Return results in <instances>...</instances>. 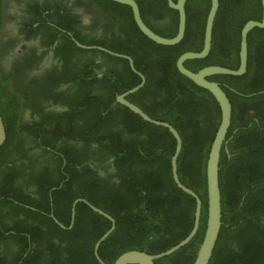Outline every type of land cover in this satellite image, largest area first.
<instances>
[{
    "label": "trees",
    "instance_id": "1",
    "mask_svg": "<svg viewBox=\"0 0 264 264\" xmlns=\"http://www.w3.org/2000/svg\"><path fill=\"white\" fill-rule=\"evenodd\" d=\"M85 1L87 4L78 0L77 6H86L88 12L95 7L105 19H109L112 14L124 15L123 20L132 37L131 47L117 50L107 44L104 46L120 53L125 52L130 56L136 69L145 75L147 83L138 93L131 94L126 99L140 106L150 117L169 122L181 137L182 149L177 159V172L180 182L197 193L202 200L200 227L190 243L174 254L157 260L155 264H193L203 239L206 223L207 150L214 139L220 121V112L212 95L180 75L175 62L184 52L201 50L209 0H201L200 10H197V7L193 8L192 5L184 38L175 46H160L142 35L133 21L128 6L110 0ZM135 2L142 20L152 32L165 38L175 36L178 16L176 11L167 7L166 0H159L153 10L147 7L148 0H135ZM240 2L239 0L237 4L231 2L225 5L222 0L212 27L213 48L209 56L201 60L188 61L186 67L190 65L193 71H197L212 63L216 66L237 68L239 30L248 20L260 21L262 15L260 4L257 10L247 13L241 8ZM64 9L65 15L62 17L55 15L57 11H54L53 16H49L51 19L60 17L66 25V19L69 20L68 17L71 15L66 8ZM151 11L156 14L149 16ZM159 23L169 26L163 29L162 26L159 27ZM195 23L198 28L190 38L188 29L191 25L190 32H193ZM230 30L233 32L230 35L224 33ZM74 35L86 44L77 32ZM248 37H252V40L259 38L264 40V29H253ZM62 38L65 43L70 42L69 38ZM64 42L59 44L60 47H64ZM186 43L191 47L186 46ZM261 46L263 48L259 47L258 52L262 54L257 52L261 62L259 67L261 66L263 71L261 76L257 77L253 74L251 56L245 76L209 78L210 81L228 84L233 89L231 91L230 88H225L228 98L232 100L231 124L226 139L232 135L233 138L226 145L230 157L228 158L221 150L219 186L223 224L209 264H264V110L261 106L264 102V93H261L264 91V44ZM80 51L85 52L81 49ZM113 59L126 64L124 59ZM86 74H83L82 78H86ZM89 76L92 74L90 73ZM111 76L115 83L103 84L109 88L106 100L104 99L103 102L98 99L99 97L85 93L81 100L83 103L88 101L89 106H84L79 113L87 116L83 118L86 129L94 126L93 120L99 125L107 124L108 127L106 126L94 140L99 149L94 153L101 155L99 158L101 162L109 157L114 158L113 164L116 170L122 173L123 185L111 186L113 189L110 192L109 188L96 178H92L96 190L103 197L89 194V187L82 184L74 196V198L78 196L85 198L94 206L112 215L116 221L115 230L102 242L98 250L105 264H113L116 258L126 251L138 250L154 255L173 247L191 230L195 205L189 195L176 187L171 177L169 162L175 141L169 131L144 122L120 104H113L111 93L114 90L122 94L134 87L139 80L132 72L124 79L117 75ZM152 82L164 83L160 86L163 91L153 92L147 89L146 86ZM142 94L146 95V98L135 100L136 96ZM79 103L75 105L79 106ZM243 103L248 105L247 109L243 107ZM249 106L258 118V123H253L252 126L249 124L252 118L249 114ZM104 111L106 113L102 115ZM234 128L237 132L233 134ZM32 134L44 146H50L49 137L45 132L43 136L36 135V132ZM59 150L64 156L73 155L65 148ZM68 163L76 166L80 160L68 161ZM12 167L9 168L4 162H0V174L5 176L8 183L15 185L14 180L22 177V174L19 171L15 174V166ZM88 169L90 168L84 167L83 173L73 175V180L88 179L86 176L92 173V170ZM50 186L44 183L42 189L47 191ZM17 188L15 187V196H11L13 201L5 198L0 199V202L20 210L23 214L32 213L23 204L38 207L37 203L32 202L29 195L21 194ZM114 190L117 192H113ZM60 191L53 194V200H57V193ZM106 198L108 204L102 203ZM113 198H115L114 205L110 206V199ZM80 213L82 215L79 217ZM68 220L69 217L61 220L60 223L68 226ZM109 227L110 223L106 219L85 204H78L72 229L62 230L55 224L46 232H44L46 228H33V231L39 232L42 240L43 235L47 233L46 239L40 244V250L36 249V253L40 255L38 264H99L93 256V246ZM14 231L17 234L21 233ZM50 235L59 237L58 243L50 241ZM87 237H90L89 242H79L86 241ZM15 242L16 246L25 250L22 245L25 243L23 236L16 235ZM31 258L32 256L29 255L21 264H27Z\"/></svg>",
    "mask_w": 264,
    "mask_h": 264
},
{
    "label": "flooded vegetation",
    "instance_id": "2",
    "mask_svg": "<svg viewBox=\"0 0 264 264\" xmlns=\"http://www.w3.org/2000/svg\"><path fill=\"white\" fill-rule=\"evenodd\" d=\"M77 1L0 0V117L5 129V140L0 145V162H4L5 166L8 165L9 168L15 166L14 173L16 174V171H19L22 174V177L14 180L15 185L8 183L5 176L0 174V199L7 198V200L13 201L11 196H15V187H18L17 189L21 194L29 195L30 200L38 205V207H33L23 204V206L32 211V213L23 214L20 210L0 202V264H21L29 255L32 258L27 264H38L40 262V255L36 253V249L40 250V244L46 239L47 233L43 235L42 240L39 232L33 231V228H46L44 230L46 232L50 227H54V224L59 227L55 220L60 223L61 220H66L69 217L68 226L60 223L66 229L59 228L70 230L74 226L78 204H85L88 208L87 204H89L98 208L81 196L74 198L80 184L89 187V194L97 195L99 198L103 197V195L96 190V184L92 182V178H96L101 184L109 188L110 192L115 185L120 187L123 185L121 179L122 173L116 170L113 164L114 158L109 157L104 162H101L99 161L101 155L94 153L99 151L97 148L98 144L94 140L105 129L107 124L102 123L99 125L97 121L93 120L94 126L92 125L89 129H86L83 118L85 119L87 116H83L79 112L84 106L88 107L89 105H87L88 101L83 103L81 98L83 99L85 93H87L92 97H99L98 99L104 102V99L108 97L109 88L103 84L115 83L111 75H117L124 79L131 72L139 80L132 88L141 85L140 88L132 93L136 94L147 84L146 77L141 71L136 69L133 60L132 65L135 71L126 59L112 55L128 56L125 52L120 53L104 46L107 44L117 50H126L127 47H131L132 37L127 31L123 20L122 16L124 15L112 14L109 19H105V16L100 14L95 7L88 12L86 6H77ZM172 1L173 3L177 2V0ZM238 1L224 0V4L227 5L231 2L237 4ZM240 1L241 8L246 10L247 13L257 10L258 5H261V0ZM81 2L87 4L85 0H81ZM158 2L159 0H148L147 7L153 10V8H156L155 6ZM200 2L201 0H187L185 2V29L188 14L191 15L192 5L193 8L197 7V10H200ZM218 2L219 10L222 0H218ZM167 7L170 8L168 3ZM64 8L71 15L68 17L69 20L63 17L66 19L68 25L63 24V20L60 18L65 15V12H63ZM54 11H57L58 13L55 15L60 17L51 19L49 15L53 16ZM154 14L156 13H152L151 11L149 16H153ZM66 16L68 15L66 14ZM147 18L148 16L145 17V20ZM160 24L164 25L163 23H159V27L162 26ZM197 28L198 25L195 23L192 29L193 32H190V25L188 29L190 38ZM75 32H77L80 38L85 40L86 44L75 37ZM224 33H229L230 35L233 32L230 30L224 31ZM62 37L69 38L70 42L65 43ZM63 42L65 44L64 47H60ZM240 42L239 39V50ZM77 43L91 47V49H83ZM189 43L191 44V41ZM263 44V39L252 40V37L247 38V68L242 77L247 74L251 56L253 74L257 75V77L262 75L263 71L262 67H259L261 62L258 59L257 52ZM227 45L229 46V43ZM186 46H188L187 43ZM212 48L213 42H211L210 51L205 58L209 56ZM80 49L85 50V52L82 53ZM113 58L124 59L126 60V64L122 61H115ZM187 62L184 63V66ZM211 65L216 66L212 63ZM188 67L186 68L192 72H197L204 68L202 67L197 71H193L190 65ZM85 73H87L86 78H82V75ZM90 73L92 76H89ZM139 74L142 75L143 80ZM217 83L224 90L225 88H230L228 84H222L219 81ZM163 84L161 82H152L146 88L153 90V92H162L163 89L160 86ZM230 90L233 91L232 88ZM224 92L227 93L226 90ZM261 93H264V91ZM118 95L120 94L115 90L111 93V98L114 101L113 104H119L116 100ZM144 98H146V95L142 94L136 96L135 100L140 101ZM237 101L241 102L238 99ZM77 103L80 105H75ZM132 104L147 114L140 106L133 102ZM243 104V107L247 109L248 105L246 103ZM261 106L264 110V102L261 103ZM127 110L130 111L129 109ZM105 113L106 111L102 112V115ZM249 114L252 116L249 122L250 126L253 123H258V118L255 117L256 113L250 110V106ZM147 115L150 117L149 114ZM159 121L166 122L163 120ZM235 128L232 131L233 134L237 132ZM35 132L39 136H43V132H45L49 137L50 146H44L39 139H35L32 134ZM232 138L233 135L230 136L229 140ZM60 148L70 150L73 155H67V157L60 154ZM226 151L224 153L229 158L230 155H228L229 151L227 148ZM75 160H80V163L76 166L68 163V161ZM84 167L92 170V173L86 176L89 181L84 178L74 181L73 175L77 176L80 172L83 173ZM44 183L46 185L50 184L51 188L47 191L42 189ZM59 190L61 191L57 193V200H53V194ZM113 192H117V190ZM84 200L87 204L83 202ZM14 202L18 204L17 201ZM104 202L108 204L107 198L102 203ZM114 202L115 198L110 199L109 205H114ZM73 208L74 216L72 217ZM98 209L113 218L112 215L104 210ZM68 213L69 215H67ZM80 215L82 213L79 214V217ZM101 217L104 218L103 216ZM70 225L71 227L69 228ZM115 228L116 221L113 231ZM11 229L13 230L11 231ZM14 230L21 233L17 234ZM16 235L23 236L25 243L22 245L25 250L16 246ZM50 241L56 244L59 241V237L50 235ZM89 241L90 237H87L86 241L80 240L79 242L87 243Z\"/></svg>",
    "mask_w": 264,
    "mask_h": 264
},
{
    "label": "water",
    "instance_id": "3",
    "mask_svg": "<svg viewBox=\"0 0 264 264\" xmlns=\"http://www.w3.org/2000/svg\"><path fill=\"white\" fill-rule=\"evenodd\" d=\"M114 3L128 6L131 9L133 20L138 28V31L144 35L147 39L154 42L160 46H175L179 44L184 38V29L186 25V15H185V2L187 0H177L176 3H173L172 0H167L168 6L177 11L178 13V24L176 29V34L172 38L162 37L154 32L143 22L139 7L135 0H110ZM210 8L208 10L204 32V43L203 47L199 52H186L181 55L176 61V68L178 72L189 79L197 87L209 92L214 98L215 102L218 105L220 112V121L217 127V130L214 135V139L211 141L209 148L207 150V160L205 163V177H206V223L205 230L203 234L202 242L199 246V249L196 254V258L193 264H209V261L213 255L214 248L216 246L218 236L222 226V210H221V194L219 186V171H220V159H221V150L226 151V145L229 141V138L226 139L230 124H231V114H232V105L231 101L228 98L227 94L221 88L220 84L214 81L208 80L212 76H233L240 77L246 72L247 68V38L253 29H264V0H261L262 5V15L261 20H249L243 27L240 29V50H239V65L237 69H229L222 66H206L200 69L197 72H192L188 70L184 63L190 60H201L204 59L211 47L212 42V27L214 25L215 16L218 10L219 2L218 0H209ZM77 45L83 49H91V47L83 46L77 43ZM102 50V49H101ZM116 57H121L126 59L133 68L132 59L128 56H122L118 54H112ZM135 71V70H134ZM140 75V74H139ZM140 77L143 80L142 75ZM141 86V85H140ZM140 86L132 88L120 95L117 96L116 100L119 104L129 109L132 113L138 115L144 122L163 127L169 131L175 141V148L173 149V155L171 157V172L172 179L176 187L180 189L185 194L189 195L195 202L194 205V214H193V223L191 230L187 236L178 242L173 247L161 252L159 254H148L145 251L130 250L119 255L113 264H155L157 260L168 257L188 243L194 238L200 227V220L202 214V200L197 193L193 190L187 188L183 185L178 177L177 172V159L180 154V149H182V140L179 133L173 128V126L166 122H161L159 120L152 119L143 111H141L137 106L130 103L126 97L133 92H135ZM5 140V129L0 117V145ZM229 155V154H228ZM82 201V200H77ZM85 202V200L83 201ZM86 203V202H85ZM87 204V203H86ZM75 205V204H74ZM89 208L98 213L99 215L106 218L110 223V228L97 240L94 245V256L99 262V264H105L100 258L98 250L102 242L111 234L114 229L115 221L112 217L99 210L98 208L89 205ZM74 216V208L72 212V217ZM56 224L62 229H66L58 221ZM73 222V220H72ZM71 222V225H72ZM69 226V228L71 227Z\"/></svg>",
    "mask_w": 264,
    "mask_h": 264
},
{
    "label": "rangeland",
    "instance_id": "4",
    "mask_svg": "<svg viewBox=\"0 0 264 264\" xmlns=\"http://www.w3.org/2000/svg\"><path fill=\"white\" fill-rule=\"evenodd\" d=\"M160 25H162V24H160ZM162 26H163L162 28L166 29L165 26H169V24L168 25H162Z\"/></svg>",
    "mask_w": 264,
    "mask_h": 264
}]
</instances>
